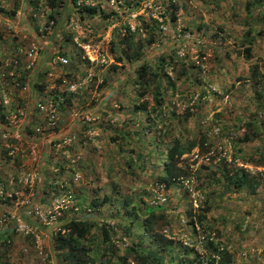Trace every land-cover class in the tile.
<instances>
[{
	"label": "rangeland",
	"instance_id": "rangeland-1",
	"mask_svg": "<svg viewBox=\"0 0 264 264\" xmlns=\"http://www.w3.org/2000/svg\"><path fill=\"white\" fill-rule=\"evenodd\" d=\"M174 1L180 9L172 21L163 17L171 0H59L56 8L49 0H0V237L10 238L0 243V264H66L54 254L55 238L74 219L95 225L88 239L95 240L96 263L103 256L110 264H137L129 248L149 253V264L188 258L207 263L212 239L227 248L231 264H264V136L243 141L253 120L264 135V39L256 38L250 60L239 53L246 29L264 28V7L249 13L247 0ZM84 6H96L108 17L100 12L84 17ZM152 20L159 27L149 45L143 28ZM76 23L88 24L91 34L82 38ZM126 25L140 32L130 50L121 43ZM76 36L106 62L92 63ZM137 42L143 44L140 61L117 59L122 50L134 54ZM183 48L187 52L180 56ZM34 50L37 62L28 69ZM162 55L177 56L175 70L171 63L165 68L173 81L183 66L190 69L175 87L163 84L166 117L155 119L156 129L168 132V140L198 144L181 157L185 174L171 187L158 182L169 146L141 125L146 113L131 102L140 87L136 70L156 67ZM54 56L69 63L51 65ZM256 65L259 75L253 79ZM41 82L45 90L35 85ZM73 83L77 93L68 90ZM50 96L59 102L55 128H48L35 108L37 99ZM145 99L154 118L163 116L151 95ZM79 112L82 119L74 117ZM115 128L143 134L120 145L111 140ZM16 130L22 132L17 142L22 147L9 156L1 133ZM66 136L73 141L63 142ZM241 169L256 182L254 190L237 189L224 177ZM207 205L201 226L197 217ZM152 207L150 228L145 218ZM19 219L29 231L20 230ZM156 234L173 244L159 249Z\"/></svg>",
	"mask_w": 264,
	"mask_h": 264
},
{
	"label": "trees",
	"instance_id": "trees-1",
	"mask_svg": "<svg viewBox=\"0 0 264 264\" xmlns=\"http://www.w3.org/2000/svg\"><path fill=\"white\" fill-rule=\"evenodd\" d=\"M74 2L76 0H73ZM247 8L248 12L251 13L253 9L256 7H264V0H247ZM49 5L52 8H56L59 6V0H49ZM167 9L165 11V14L163 17L167 20L169 17L170 20L174 21L178 19L177 12L180 9L179 3L177 1L171 2L167 5ZM84 12L86 13V17L88 16H94L100 12L102 17H108L107 14L100 10L96 6H84L80 9V14L84 16ZM13 15H15V12H12ZM167 14V15H166ZM88 15V16H87ZM82 16V17H83ZM52 19L54 18V13L50 16ZM85 17V16H84ZM143 21H145L143 19ZM158 23L153 21L152 22H145L143 30L145 31L146 35V43L149 45H152L156 41L157 37V28L159 27L157 25ZM125 34L123 35V38L121 40V43L123 42L128 50L136 46V38L137 34H139V30L137 32H132L129 30L128 26H125ZM216 35V34H215ZM260 37L264 39V28L256 30V28L253 25H250L248 29H246L244 35L241 38L240 46L243 47L242 51H239L240 54L244 55V57L248 60H250L253 57V45L256 41V38ZM135 43V44H134ZM114 44H116L114 42ZM138 46L134 52V54H128L126 50H122L120 56L117 58L119 61L124 58L127 60H133V61H140L142 57V49L143 44L140 42H137ZM118 45V44H117ZM118 47H121V45H118ZM188 56V55H187ZM186 56V57H187ZM185 57V58H186ZM184 58V59H185ZM179 59L178 61H180ZM177 56H165L162 55L158 61V65L150 67L146 64L145 66H140L138 70H136V82L140 83V87L138 91L136 92L137 100L132 99V105L135 111H144L147 116V120L143 122L141 125L147 124L149 126L150 130L155 133L156 135L154 137H157L158 140H163L167 143V146H169V151L167 153L168 160L165 162L164 166V173L162 176L158 178V182L161 184H164L167 187H171L174 185V183L177 181V179H180L184 174L185 170L182 169L180 165L181 157L191 149L198 146L195 141L190 142L188 145L183 143L179 137L169 138V140L166 138L169 135L168 132H158L155 125V119H158L159 121H163L166 117L165 110H164V90L163 84L168 83V86L175 87V81L179 79V77H186L189 73V67L186 68L183 66L178 72V76L176 77L175 81L171 80L172 78L167 74L166 72V65L172 64L174 66L177 65ZM185 64V61L183 62ZM155 67V68H154ZM192 67H195V65H192ZM259 75L258 66L253 67L252 71V77L255 79V77ZM69 76V75H68ZM197 78V76H196ZM134 81V82H135ZM60 82V79H59ZM35 83V82H34ZM106 84V83H105ZM102 87H104V85ZM39 89L45 90L47 88V85L43 82L40 84H35ZM34 85V86H35ZM152 96L153 101L155 102L156 108L159 109L160 114L163 116L156 118L153 117V114L150 111V107L148 106L149 100L145 99L147 96ZM59 96L56 94L55 98H58ZM163 108V109H162ZM189 109V108H188ZM1 111H4L3 108H1ZM136 113V112H135ZM189 110L184 114L185 117L190 116ZM165 114V115H164ZM175 115V110L171 111V116ZM154 118V119H153ZM170 118V116H169ZM128 120L124 121V124H128ZM133 122V120H132ZM143 128V127H142ZM146 128V127H144ZM115 136L111 138L112 141H123L125 138H132L133 135H137L138 137H141L142 131L141 129L136 130L133 135L129 130H120L119 128H115L114 130ZM121 132V133H120ZM130 136V137H129ZM262 129L260 126L256 123L255 120L250 121L247 123V130L245 133V137L243 141H250L252 139H261L263 137ZM153 137V138H154ZM205 139V138H204ZM142 140L139 138V141ZM152 140H150L151 142ZM119 142V143H120ZM120 145H122L120 143ZM202 145V144H201ZM224 177L227 181H229L235 188L241 189L244 186H249L253 190L256 187V182L253 181L245 170L241 169L240 171L235 172L234 176H231L228 174V171L224 174ZM1 179V178H0ZM106 201V199H104ZM97 205H99L98 201L95 202ZM155 208H147L146 213L147 217L145 218V224L148 227H152V224L154 223V212ZM210 211V207L204 206L203 208H200L199 214L197 217V222L201 226L206 222L207 219V213ZM194 224V222L192 223ZM95 228V225L92 224L89 220H70L67 222L63 229L66 230V232L62 233L60 230L58 235L55 238L56 245L54 246L55 255H58L62 258V261L66 264H110V260H107L105 258L100 257V261L98 263L95 262V260H91L92 257V251L94 247L95 240L93 238H89L88 236L91 234V230ZM91 236V235H90ZM104 241L106 242L110 235L107 231L104 232ZM9 236L7 233L3 234L0 237V243L1 245H6V243L9 240ZM164 237L160 234H156L155 241L157 243V246H159V249H162L163 251H166L172 244V240H165L163 243ZM84 241H87L84 242ZM206 248L211 251L210 256L207 257L208 261L207 263H204L203 261H199L198 264H231L232 258L231 254L227 250V248L220 247L219 243H216L212 239H208V242L206 244ZM59 251V253H58ZM129 251H132L135 254V259L137 260V264H149V256L150 254L147 252H140L136 251L133 248H129ZM104 255V254H103ZM218 256V258H217ZM94 259V258H92ZM193 261L188 259H183L180 261V264H192Z\"/></svg>",
	"mask_w": 264,
	"mask_h": 264
},
{
	"label": "built area",
	"instance_id": "built-area-1",
	"mask_svg": "<svg viewBox=\"0 0 264 264\" xmlns=\"http://www.w3.org/2000/svg\"><path fill=\"white\" fill-rule=\"evenodd\" d=\"M71 24L70 26L72 25ZM130 27L132 29V31L136 30V25L134 24H130ZM74 28H76L75 30H77L78 32L82 33V38H87L88 35L91 34L92 29L88 24H80V23H76ZM73 28V30H74ZM74 42L76 43V45L82 47L83 49H87L86 51V55L88 56V59L94 63V62H100V63H105V55H101L95 52V50H91L90 49V44H81L80 42V38L79 37H74ZM186 50L185 48L181 49L179 51L180 56H185L186 54ZM28 69L34 67L35 63L37 62V52L32 51L28 54ZM69 63V60L64 57V56H54L51 60V65H55V66H63V65H67ZM78 84H71L68 88V90L71 93H77L78 92ZM35 108L36 111L42 115V117L45 119L47 127L48 128H55L60 120H61V116L59 113V102L56 101L55 98H52V96H50L49 98H46L44 100H42L41 98L36 100V104H35ZM74 117H78L80 119L83 118L82 114L79 113H75ZM37 132L41 131V127H37L36 129ZM1 139L4 143V145L6 146L7 152L9 154V156H15L16 154H18V152L20 151V148L22 147L21 145H18L17 142H20L22 140V132H20L19 130H16L14 133H11L9 131H3L1 133ZM73 141V137L72 136H66L64 137V141L65 143H71ZM18 226L20 228V230L24 231L27 230L29 231L30 229L19 219L18 220Z\"/></svg>",
	"mask_w": 264,
	"mask_h": 264
},
{
	"label": "crops",
	"instance_id": "crops-1",
	"mask_svg": "<svg viewBox=\"0 0 264 264\" xmlns=\"http://www.w3.org/2000/svg\"><path fill=\"white\" fill-rule=\"evenodd\" d=\"M36 87V86H35Z\"/></svg>",
	"mask_w": 264,
	"mask_h": 264
}]
</instances>
